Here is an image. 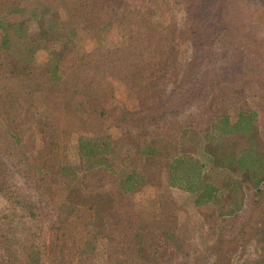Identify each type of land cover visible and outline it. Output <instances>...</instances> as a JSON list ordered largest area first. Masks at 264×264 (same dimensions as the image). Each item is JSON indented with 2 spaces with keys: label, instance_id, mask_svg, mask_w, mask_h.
Returning a JSON list of instances; mask_svg holds the SVG:
<instances>
[{
  "label": "rangeland",
  "instance_id": "1",
  "mask_svg": "<svg viewBox=\"0 0 264 264\" xmlns=\"http://www.w3.org/2000/svg\"><path fill=\"white\" fill-rule=\"evenodd\" d=\"M16 1L0 0V16L5 13L11 22L22 17L23 35H37L43 29L45 39H70L74 61L85 66L84 60L91 58L102 69L95 86L100 95L95 106L90 105L95 111L102 110L103 116L102 126L94 131L49 127L55 114L61 118L69 112H55L58 109L50 107L51 100L62 107V98L72 95L59 84L52 91L54 96L34 84L45 78L44 72L49 77L48 70L58 56L66 57L62 43L34 51L29 74L24 67L7 72L11 62L2 63L0 54V264L22 261L24 255L12 247H34L35 253V247L44 246L46 253L56 250L57 259L63 256L64 264H84L86 258L90 264L123 259V253L115 256L112 251L123 247L117 234L124 233L126 220L118 223L115 215L102 224L100 216L86 224L80 203L86 202L89 193L104 195V201L111 192L116 195L114 178L124 177L128 171L137 173L138 184L127 199L120 200V213H129L128 207L138 210L140 218L152 226L162 217V206L174 213L172 236L166 240L157 237L159 246L165 240L161 247L168 248L160 258L170 257V264H212L216 259L264 264V187L261 203L251 202L243 180L226 169L212 168L202 151L206 142L214 146L220 142L214 120L224 113L233 118L243 109L257 113V145L264 150V0H198L206 13L205 22L201 18L195 21L186 11L185 3H194L190 0H50L48 4L24 0L18 13L10 10ZM143 19L156 27L158 37H151L155 30L143 37L141 30L135 32L132 25ZM117 21L130 23L134 29L131 37L117 30ZM93 23L100 26L88 27ZM218 31H222L219 36ZM1 34L0 30V38ZM107 49L130 53L119 59L130 86L124 78L108 74ZM95 50L97 55L87 56ZM191 59L194 64H189ZM69 65H65L72 78L69 84L75 82L78 96L87 104L82 92L85 82L80 79L87 67L80 71ZM157 70L161 72L151 95L147 76ZM171 92L184 93L187 98L177 111L155 121L148 119L144 111L159 99L170 106ZM90 134L94 138L109 136L112 143L111 151L102 156L112 164L105 173L91 174L92 169L87 168L91 161L78 157V140ZM232 142L228 139L225 148L217 151L229 150ZM180 153H190L203 164L202 171L217 187L215 201L198 203L196 192L169 185L167 166ZM71 184H79V189L72 194L73 203L64 205L62 199ZM232 199L244 200L245 205L233 218L220 216L236 207ZM46 253L44 264H49L51 255ZM32 257L37 260L36 254Z\"/></svg>",
  "mask_w": 264,
  "mask_h": 264
},
{
  "label": "trees",
  "instance_id": "2",
  "mask_svg": "<svg viewBox=\"0 0 264 264\" xmlns=\"http://www.w3.org/2000/svg\"><path fill=\"white\" fill-rule=\"evenodd\" d=\"M45 3L50 2V0H43ZM56 1V0H54ZM63 2L64 0H60ZM188 1V0H186ZM191 4L186 5V11L192 14V17L195 21L198 18H205L204 10L200 6V2L198 0H190ZM58 2V1H57ZM197 2V3H195ZM48 4V3H47ZM25 6L24 0H17L13 7H11L12 12H21V10ZM220 14V12L218 13ZM144 20V19H143ZM204 21V19H203ZM205 22V21H204ZM40 25H43L41 19H39ZM218 23V22H216ZM24 19H18L17 21H9L7 19L6 14L0 16V30L2 32L0 38V54H3L5 62H11L9 65L10 69H15L20 67L23 70L28 69V74L30 72V65L32 64V55L34 51L39 49L40 47H48L51 43L59 42L62 43V47L64 52H66V57L64 55H60L54 61V66L52 70H48L50 73L49 77L39 78V84L35 83L34 86H37L38 89H42L45 91H51V96H54V92H52L58 84L66 88V94H71L67 98H62L65 100L63 102V106H56L55 99L51 100L52 109H58L55 112H61V110L66 109L67 112L65 117L59 118L58 114L55 116L54 120H51L50 128L54 129L55 127L61 128L62 130H68L70 128H76L85 131L91 130L94 131L102 126V110H96L91 108L90 103L93 102L95 106V98L98 97V94L95 90L96 84L99 82L102 69L95 66L91 58L84 60L87 67V72L81 76L80 79H84L85 86L83 88V93L87 97L88 103L86 104L79 95L80 89L75 86V82L69 84L71 82V77L66 73V64H69V67H80V71L85 70V66L80 64L79 61H74L72 59V49L70 46V39L60 38L56 39H45L43 38L46 33H44L43 29H40L39 36L37 35H23L22 31L24 29ZM118 31H125L128 33L129 37L132 36L134 29L130 27V23L124 22H116ZM100 26V23H95L88 25V27L92 28ZM132 25V24H131ZM135 27V32H139L141 30L143 32L142 37L146 32H153L155 30V35L158 37V31L156 27L152 26L149 23V19L144 20L143 22H137L132 25ZM163 31V30H162ZM165 32V30L163 31ZM222 31H218L217 36L221 34ZM44 33V34H43ZM141 37V38H142ZM156 37V38H157ZM195 38L198 41V31H195ZM49 44V45H48ZM111 49V48H110ZM107 49L106 51V59L108 62L106 63V69L108 74H113L124 78L125 83L130 86V83L126 81L125 77L127 74L123 73L121 66L119 65V59L121 57H125L130 53H125L121 49H117L114 52ZM62 52V51H61ZM60 52V53H61ZM97 50L89 53L87 56H95L97 55ZM10 55H12L10 57ZM134 56V53L131 54ZM65 58V59H64ZM117 59V60H116ZM191 63L194 64L195 59L190 60ZM79 63V64H77ZM161 72V70H159ZM157 70L156 73H151L147 76V89L151 90V95L154 94L152 91L153 86L155 85V81L157 79V74L159 73ZM67 72H69L67 70ZM87 73H92L93 77H89ZM23 75V71H22ZM86 78H85V77ZM140 80V79H139ZM50 87V88H49ZM146 90V89H144ZM147 91V90H146ZM148 92V91H147ZM184 93H170L172 96L168 101L170 102V106H167L166 103L159 102L155 104V106L148 107L144 113L147 115L146 117L152 121L157 120L158 117L166 115V113H171L173 111H177V107L180 106L186 96ZM146 99L145 96H143ZM90 108V109H89ZM73 110V111H70ZM76 110H80L83 114L79 115ZM87 110V112L85 111ZM88 114L86 117H83L84 114ZM60 114V113H59ZM87 119L92 120L93 124L89 126L92 122L87 121ZM257 113L255 111L250 110H239L236 115L231 118L227 113L222 114L219 118L214 120L213 128L217 134L220 142L214 146L209 142H206L202 146V151L209 156L210 163L212 168L214 169H226L229 173L235 176H239L243 181V187L248 190V196H251V202L256 201L260 202L263 200V191L262 187H264V150L263 148L258 147L257 141L259 138V131L257 127ZM73 123V124H71ZM55 125V127H54ZM73 126V127H70ZM10 129H8V132ZM13 139L17 137L15 132L8 133ZM81 136V135H80ZM15 139V140H16ZM228 139H232V147L229 150L217 151L225 148V142ZM78 157L82 161L84 159L91 161L90 165L87 167L89 170L92 169L91 174L95 172V174L99 171L105 173L109 167L112 166L108 161H105L102 156L107 155L109 151H111L110 147L112 143H110L109 136H103L101 138H94L93 136L84 137L78 140ZM61 167V165H60ZM59 167V173L61 174ZM168 183L171 186H179L187 191L196 192V199L198 203H206L212 202L217 199V187H215L207 177L205 171H202L203 164L200 163L197 159L190 155V153H180L175 155L170 163L168 164ZM64 167H62L63 169ZM66 168H70L66 165ZM94 174V173H93ZM109 174V173H108ZM137 173L135 171H128V173L124 177H120L117 179L114 178V182L112 183L113 187H116L117 193L116 195H112L107 197V200H102L104 195L100 193H89L87 195V199L85 203H80V207L84 209V218L86 224H93V219H100L102 217V224H105L104 221L108 220L109 216H117L116 222H121L123 219L126 220L128 226L125 229L124 233H118L117 236L120 237L121 242L120 245L123 247H114L113 253L115 256L123 255V259L116 260L113 262H105L104 264H170V257L166 260L164 258H160V256L164 255L165 251L168 249L162 248L161 246H165L166 238L172 236L173 234V222L175 219L174 213L166 210V206H162L163 215L160 219L154 220V225L152 226V222L148 225V222L144 219L140 218V212L138 210H130L128 207L127 210L129 213L123 215L119 210H122L121 201L123 199H127L134 190L137 188ZM83 180L79 182L80 185ZM67 195L62 199L64 205H70L73 203L72 194H74L79 189V184H71L68 187ZM249 192V193H248ZM113 196V197H112ZM246 197L245 200H247ZM122 199V200H121ZM121 200V201H120ZM260 200V201H259ZM241 199L235 201L232 199L231 204H236V207L229 208L227 213H219L220 216H231V218L235 217L238 210L241 209L242 205L245 203ZM227 214V215H224ZM231 220V219H230ZM115 223V222H114ZM243 230H240L241 234ZM226 233V232H224ZM5 236V235H4ZM3 236V237H4ZM162 236L165 240L162 245L159 246V242H157V237ZM231 237L230 242H234L235 239L232 240ZM137 239V240H135ZM52 243H50L51 245ZM124 244V245H123ZM17 244H15V247ZM48 247V246H46ZM12 251L15 250L16 253H20L19 255H24L22 261L19 264H44V256L46 250L44 246L34 247L29 250L27 247H12ZM56 250L50 251V258L48 259L49 264H64L62 261H67L63 256L60 259L56 257ZM30 256H29V255ZM36 254L37 260H33V255ZM60 256V255H59ZM32 260V261H31ZM68 264V263H67ZM84 264H90L89 258H86ZM212 264H231L227 261H223L221 259H216Z\"/></svg>",
  "mask_w": 264,
  "mask_h": 264
}]
</instances>
